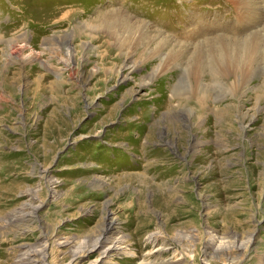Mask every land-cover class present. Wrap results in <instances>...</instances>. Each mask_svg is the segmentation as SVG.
I'll return each instance as SVG.
<instances>
[{
    "label": "rangeland",
    "instance_id": "1",
    "mask_svg": "<svg viewBox=\"0 0 264 264\" xmlns=\"http://www.w3.org/2000/svg\"><path fill=\"white\" fill-rule=\"evenodd\" d=\"M108 212L111 264H264V0H0V264Z\"/></svg>",
    "mask_w": 264,
    "mask_h": 264
},
{
    "label": "bare ground",
    "instance_id": "2",
    "mask_svg": "<svg viewBox=\"0 0 264 264\" xmlns=\"http://www.w3.org/2000/svg\"><path fill=\"white\" fill-rule=\"evenodd\" d=\"M32 205V203L26 204V207H23L19 212L22 217V221L32 220L34 210L37 207ZM16 216L18 217V215ZM148 238L150 241L154 242L157 238V234L150 233L148 235ZM213 241H215V238H208L206 247L212 246V244H214ZM248 241L250 240L248 239ZM56 244H64L65 246H68L70 248L69 262L77 261L81 256L90 255L95 251L97 257L92 261H88L86 264H111L112 262H110V258L114 254L126 253V245L124 244L123 235L119 231V225L116 223V218L110 216L109 212L105 213L99 233L96 236L92 237V239L90 237L78 241L74 239H57ZM220 246L221 244H216V246L213 247V250L219 249ZM241 246V243L236 244L237 248H240ZM24 247L25 246H23V248ZM28 251L26 252L25 249L21 253L18 258L17 264H43L45 262V245H42V248H38V250L33 249ZM174 261L167 260L163 264H181ZM143 263L148 264L145 262Z\"/></svg>",
    "mask_w": 264,
    "mask_h": 264
}]
</instances>
